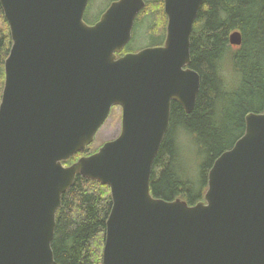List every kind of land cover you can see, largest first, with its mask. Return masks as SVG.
Masks as SVG:
<instances>
[{"label": "water", "instance_id": "95a60500", "mask_svg": "<svg viewBox=\"0 0 264 264\" xmlns=\"http://www.w3.org/2000/svg\"><path fill=\"white\" fill-rule=\"evenodd\" d=\"M90 0H0L12 48L0 103V264H54L62 196L78 176L111 190L103 264H264V113L209 172L204 200L151 192L172 103L201 88L191 36L204 0H164L161 47L129 45L145 0L113 2L95 25ZM230 44L239 47L235 32ZM114 107L120 135L86 153Z\"/></svg>", "mask_w": 264, "mask_h": 264}, {"label": "trees", "instance_id": "16d2710c", "mask_svg": "<svg viewBox=\"0 0 264 264\" xmlns=\"http://www.w3.org/2000/svg\"><path fill=\"white\" fill-rule=\"evenodd\" d=\"M146 19L148 39L156 44L165 36L164 0H146L136 27ZM235 32L242 35L240 47L230 44ZM11 48L10 27L0 3V103ZM191 61L201 77L197 102L191 114L172 103L170 128L153 165L151 192L166 201L181 199L195 205L204 200L215 161L245 134L246 116L264 113V0H204L191 36ZM182 136L196 146V157L190 160L194 168L184 162ZM90 154L78 153L65 165ZM200 158L203 163L198 165ZM112 205L109 187L77 177L57 213L54 264H103Z\"/></svg>", "mask_w": 264, "mask_h": 264}, {"label": "rangeland", "instance_id": "374dc122", "mask_svg": "<svg viewBox=\"0 0 264 264\" xmlns=\"http://www.w3.org/2000/svg\"><path fill=\"white\" fill-rule=\"evenodd\" d=\"M114 1L116 0H90L85 13V20L88 23H93L97 21L100 18V16L103 14V12L108 9V6H110ZM149 25H150V20L146 19L144 23L140 25V27L135 26L133 31L132 41L125 48L128 52H132V53L138 52L143 48L153 47L163 42L165 37H162V39H160L159 42L156 44H153V42L148 39ZM233 51H235V48ZM121 129H122V109L121 107H114L110 113L108 120L105 122V124L97 133L95 141L93 142V144L89 146V151L94 152L98 150L101 146H103L106 142L117 138L121 133ZM180 143L183 148L184 162L187 163L189 162L188 164H190L191 167L194 168L195 165L191 164L190 160L196 157V151H197L196 146L192 142V139L186 136H182V138H180ZM198 162H199L198 165H201V163H203V159L201 158L198 159ZM198 175H199V169L197 167L194 173L195 179H197Z\"/></svg>", "mask_w": 264, "mask_h": 264}, {"label": "flooded vegetation", "instance_id": "af4514ba", "mask_svg": "<svg viewBox=\"0 0 264 264\" xmlns=\"http://www.w3.org/2000/svg\"><path fill=\"white\" fill-rule=\"evenodd\" d=\"M102 16V15H101ZM101 16H100V18H101ZM100 18L97 20V21H95V22H93V23H88L86 20V22L89 24V25H95L99 20H100ZM167 26H168V18H167V22H166V27H165V38H164V40H163V42H161L160 44H158V45H156V46H153V47H161V46H163L164 45V43H165V40H166V37H167ZM146 48H152V47H146ZM143 49H145V48H143ZM142 50V49H141ZM140 51V50H139ZM128 53H132V52H128ZM133 53H136V52H133Z\"/></svg>", "mask_w": 264, "mask_h": 264}]
</instances>
